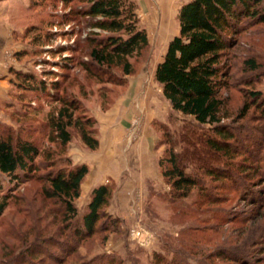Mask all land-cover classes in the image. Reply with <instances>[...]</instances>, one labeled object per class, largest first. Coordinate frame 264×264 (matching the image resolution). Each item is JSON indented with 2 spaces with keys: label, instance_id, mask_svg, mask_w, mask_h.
<instances>
[{
  "label": "rangeland",
  "instance_id": "1",
  "mask_svg": "<svg viewBox=\"0 0 264 264\" xmlns=\"http://www.w3.org/2000/svg\"><path fill=\"white\" fill-rule=\"evenodd\" d=\"M132 1L147 32L148 45L140 55L129 59L133 68L126 75L120 67L95 69L91 73L83 68V62L89 59L88 37L98 29L89 27L88 17L69 16L72 2L0 0V134L30 136L39 145L45 144L44 151L53 149V145L57 149V145L45 142L46 114L59 106L55 101L58 97L77 99L86 110L85 115L96 121L99 147L88 149L75 130L62 152L71 165L86 164L89 169L76 206L81 214L91 190L99 184H109L112 195L106 210L119 220L112 231L99 229L88 245L80 248V253H105L118 259L115 264H155L157 253L166 260L179 258L195 264L201 249L206 248L197 239L199 235L208 234L216 242L223 240L226 234L237 231L240 218L250 214L255 206L239 199L231 189L215 192L228 196L220 203L199 201L193 205L196 191L185 200H172L169 196L170 185L162 176L158 161L176 134L194 121L172 109L154 79V71L169 40L178 33L177 11L188 0ZM259 27L240 35L238 46L230 50V87L223 90L231 113L224 120L228 123L242 103L249 100L248 92L260 91L264 99V33L258 32ZM250 57L259 63L255 70L244 65ZM65 58L71 64L65 66ZM16 71L33 73L49 84L55 83L57 88L29 92L17 85ZM259 115L260 111L251 107L245 119L232 123L234 132H251L260 138L264 120H257ZM180 146L177 144L175 150L181 151ZM192 151L188 149L186 157ZM37 161L44 163L45 158L41 156ZM189 163L186 171L195 172L194 163ZM60 165L55 164L53 169ZM110 165L113 169L107 173ZM46 171L47 168H40L36 175ZM42 184L38 178L21 183L16 190L18 198L9 201L0 218V261L13 263L23 250L21 247L31 243L33 232L29 226L40 229L48 225L54 231L60 225L59 221L51 224L53 214L44 213L53 212L54 208L49 201L41 204L37 191ZM25 200L32 203L26 204ZM27 210L32 213L30 216H25ZM38 218L44 220L36 221ZM132 228H139L144 234L134 237ZM213 264L234 263L215 258Z\"/></svg>",
  "mask_w": 264,
  "mask_h": 264
},
{
  "label": "trees",
  "instance_id": "2",
  "mask_svg": "<svg viewBox=\"0 0 264 264\" xmlns=\"http://www.w3.org/2000/svg\"><path fill=\"white\" fill-rule=\"evenodd\" d=\"M61 1L73 3L69 16L88 17L89 27L98 29L88 37L89 59L83 62V68L91 73L95 69L120 67L126 75L130 74L133 66L129 59L140 55L148 45L136 4L132 0ZM176 19L178 33L169 40L156 65L154 79L172 109L191 116L194 123L179 131L166 154L159 158L161 174L170 185L172 200H185L196 191L193 205L199 201L220 203L228 196L215 192L231 189L239 199L255 206L250 214L240 218L237 231L226 234L223 240L216 242L208 234L199 235L197 239L206 248L201 249L195 264H213L215 258L234 264H264V123L259 129L260 138L251 132L235 133L232 125L245 119L251 107L260 111L257 120L263 121L264 99L260 91L248 92L249 100L242 103L228 123L224 121L231 116L226 106L228 95H223V90L230 87V50L238 46L239 36L256 26H261L259 33H264V0H188L180 5ZM64 64H71L70 59L65 58ZM244 65L249 70L259 67L253 57L246 58ZM15 74L19 78L17 85L29 92L57 88L55 83L49 84L33 73ZM55 101L59 106L46 114L43 125L47 127L45 142L57 145V149L53 145V149L44 151L45 144L39 145L30 136L0 134V218L9 201L18 198V185L38 178L43 182L37 191L41 204L49 201L54 208L53 212L44 213L53 214L51 224L59 221L60 225L54 231L48 225L40 229L29 226L33 232L31 243L21 247L23 250L13 263L0 264H115L118 259L114 256L91 255L87 250L83 255L79 251L99 229L112 231L119 223L106 210L112 186H95L86 210L80 214L75 201L89 169L86 164L71 165L69 157L62 155L75 130L88 149H97L96 121L85 115L86 110L77 99L58 97ZM177 144L181 151L175 150ZM190 148L193 151L186 157ZM41 156L45 161L39 164L37 158ZM189 161L194 163L195 172L186 171ZM55 164L61 165L53 169ZM40 168L47 171L36 175ZM25 213L32 214L29 210ZM256 248L259 254H255ZM154 261L193 264L179 258L166 260L158 253Z\"/></svg>",
  "mask_w": 264,
  "mask_h": 264
},
{
  "label": "built area",
  "instance_id": "3",
  "mask_svg": "<svg viewBox=\"0 0 264 264\" xmlns=\"http://www.w3.org/2000/svg\"><path fill=\"white\" fill-rule=\"evenodd\" d=\"M131 234H132L134 237L140 238L141 235L144 234V232H143L141 229H139V228H132V229H131Z\"/></svg>",
  "mask_w": 264,
  "mask_h": 264
},
{
  "label": "crops",
  "instance_id": "4",
  "mask_svg": "<svg viewBox=\"0 0 264 264\" xmlns=\"http://www.w3.org/2000/svg\"><path fill=\"white\" fill-rule=\"evenodd\" d=\"M140 148L144 149V147H140ZM110 162H111V161H110ZM110 164H111V163H110ZM101 166H102V163H101ZM103 167L106 168L105 165H103ZM110 169H113V167H112L111 165H110V166H107V171H106V172H107V173H110V172H111ZM96 179H98V178H96ZM96 179H95V180H96ZM96 181L100 182V181H102V179L99 178V179L96 180Z\"/></svg>",
  "mask_w": 264,
  "mask_h": 264
}]
</instances>
